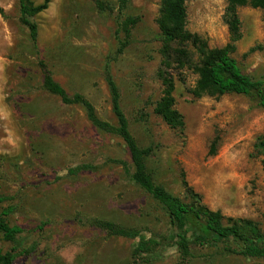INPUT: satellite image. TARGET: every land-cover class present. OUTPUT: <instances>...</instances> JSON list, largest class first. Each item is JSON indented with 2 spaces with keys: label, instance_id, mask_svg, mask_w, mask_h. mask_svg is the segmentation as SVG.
Returning <instances> with one entry per match:
<instances>
[{
  "label": "rangeland",
  "instance_id": "rangeland-1",
  "mask_svg": "<svg viewBox=\"0 0 264 264\" xmlns=\"http://www.w3.org/2000/svg\"><path fill=\"white\" fill-rule=\"evenodd\" d=\"M227 1H187V29L212 48L230 41ZM160 7L161 0H131L126 10L119 0H50L34 18V46L20 21L19 0H0V212L12 209L8 225L23 230V253L14 264H264L242 256L244 245L229 239L192 245L183 260L166 211L134 183L122 139L97 129L81 106L65 105L43 87L40 62L70 96L81 94L101 120L115 125L110 72L138 146L153 148L146 159L152 181L185 201V172L211 210L253 221L264 233V155L256 149L264 136V108L236 94L196 99L198 77L187 70L175 91L185 132L156 116L163 93ZM128 16L139 23L119 53L125 41L120 25ZM239 16L243 37L233 58L245 74L264 81V10L244 7ZM111 225L139 237L110 233ZM141 241L150 244V253L135 258ZM12 247L0 234V250Z\"/></svg>",
  "mask_w": 264,
  "mask_h": 264
},
{
  "label": "trees",
  "instance_id": "trees-1",
  "mask_svg": "<svg viewBox=\"0 0 264 264\" xmlns=\"http://www.w3.org/2000/svg\"><path fill=\"white\" fill-rule=\"evenodd\" d=\"M188 0H161L157 25L159 28L158 42L161 45L162 66L158 77L163 86L161 99L157 102L154 114L172 130L183 134L186 123L183 114L176 107V81L181 80L187 70L197 75L192 95L196 99L203 97L220 98L229 94L242 95L257 101L264 108V81H255L245 74L233 58L236 45L242 39V23L239 10L244 7L264 10V0H228L224 14V22L228 27L230 41L222 48L210 47L207 40L187 29ZM50 0H44L36 5L31 0H19L20 21L28 28L34 46L38 43L39 26L34 18L49 8ZM131 0H119L121 10L129 8ZM139 23L138 17L128 16L123 19L120 31L125 36L119 53L130 44L132 30ZM43 70V87L50 94L57 96L65 105L81 106L90 123L104 133L113 134L122 139L128 148L132 163V179L136 185L148 193L166 211L170 224L176 229V246L183 260L191 257V246H212L220 240L229 239L244 245L240 252L242 256L253 259H264V233L259 226L250 220L226 217L220 211L211 210L203 201L182 172V186L185 191V201L168 192L163 186L155 184L147 171L146 159L153 153V148L141 149L133 137L128 119L121 107L119 88L110 74L106 82L109 88L112 112L116 124L112 125L101 120L93 105L81 94L70 96L66 90L55 81L45 64L40 62ZM178 76V78H175ZM218 138L211 146V153L216 152ZM256 149L264 155V136L260 137ZM5 198L0 195V208ZM12 214V209L0 212V234L2 239L13 245L10 251L0 250V264H14L22 247L18 236L23 230L18 226H9L6 219ZM106 228L126 238L136 239L137 232L115 231L111 225ZM150 244L141 241L134 250V257L140 258L150 253Z\"/></svg>",
  "mask_w": 264,
  "mask_h": 264
}]
</instances>
